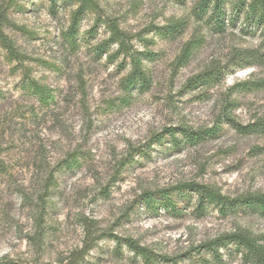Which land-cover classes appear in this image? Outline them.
I'll use <instances>...</instances> for the list:
<instances>
[{
  "label": "rangeland",
  "instance_id": "rangeland-1",
  "mask_svg": "<svg viewBox=\"0 0 264 264\" xmlns=\"http://www.w3.org/2000/svg\"><path fill=\"white\" fill-rule=\"evenodd\" d=\"M196 1L97 0L100 20L85 12L73 43L66 31L76 3L16 0L5 9L3 30L19 58L0 43V262L60 264L84 249L78 264H146L130 238L152 264H253L234 244L216 253L201 245L237 228L264 235V216L235 201L264 193V133L220 118L225 107L240 125L264 118V88L241 86L264 77L253 60L264 49V24L224 0L226 29L213 31L192 17ZM103 19L115 20L134 49L153 53L143 61L146 88L125 90L129 59L112 58L117 45L104 44ZM179 19L182 30L166 36ZM198 38L177 67L184 43ZM207 69H216L213 80L187 88ZM30 79L50 89L47 102L27 87ZM169 127L217 131L197 144L180 132L152 142ZM190 182L233 201L224 212L200 210L196 194L180 188ZM146 191L156 212L142 200ZM160 191L171 204H161Z\"/></svg>",
  "mask_w": 264,
  "mask_h": 264
},
{
  "label": "trees",
  "instance_id": "trees-1",
  "mask_svg": "<svg viewBox=\"0 0 264 264\" xmlns=\"http://www.w3.org/2000/svg\"><path fill=\"white\" fill-rule=\"evenodd\" d=\"M51 7H55L59 1H65L69 3H76V7L72 9L70 13V24L66 31L69 40L73 43L75 41V33L77 25L85 14V12H92L96 15V19L100 20V7L97 0H48ZM177 2H183L184 0H176ZM16 0H8V3L4 8H0V43L7 49L9 55L12 58H19L18 53L14 49L11 39L5 34L3 27L9 23L5 9H8L13 5ZM224 0H197L191 9V15L194 19L199 21H205L209 24L211 30L216 32H223L227 26V20L225 19ZM234 8L245 10L247 16L255 19L258 24H264V0H235ZM106 24V28L109 32V36L104 44H116L117 49L113 53L112 58L116 56L124 55L129 59L130 69L124 77V88L128 93H131L135 88H146L149 84V74L146 68L143 66L144 60L153 58V53L147 50H136L130 44V36L122 31L115 20H102ZM186 21L179 19L168 26H166V36H173L185 26ZM201 43V39H191L184 43L181 52L176 58L175 65L177 67L184 65L190 58L193 49ZM97 53L103 52L102 45H98ZM254 62L264 67V49L253 57ZM251 64V63H249ZM216 73V69H207L199 73L198 75L188 80L187 88H194L200 82L206 83L213 80ZM245 85V86H244ZM243 90L263 89L264 77L256 79L255 81L242 82ZM27 87H29L35 95L47 102L50 98V89L40 84L34 79H30ZM231 104V103H230ZM233 106V105H232ZM226 108V107H225ZM222 112L220 118L225 119L235 126V128L243 133L262 132L264 133V118H258L252 123L246 125H240L234 121L229 113ZM217 131V127L210 129H197L192 130L184 127L178 128H165L162 132L155 134L152 138V142L161 141L164 134L174 136L176 132H180L185 142L190 144H197L205 140L207 137L213 136ZM73 164H68L72 167ZM180 188H184L191 192H194L197 197L196 207L203 210L206 204H214L219 207L221 212H224L226 206L233 200L228 196L222 194L219 190L213 186L207 184H200L195 182L183 183ZM165 201H162L163 206L171 204L169 193L160 191ZM142 200L145 206L152 211H157L158 204L153 198L151 191H146L142 194ZM235 201L246 204L254 208L260 215L264 216V193L254 192L249 193L243 197L235 199ZM127 246L131 248L135 253L140 255L146 264H152V257L149 251L138 245L132 239L125 240ZM227 244H234L238 250L242 252L244 259L253 264H264V235H254L247 229L237 228L230 233H226L222 236L215 238L214 240L202 243L201 247L216 253L218 248L224 247ZM86 248V245L85 247ZM84 249L73 252L68 261L60 264H78L83 257ZM0 264H39V263H27L23 261L4 260Z\"/></svg>",
  "mask_w": 264,
  "mask_h": 264
}]
</instances>
